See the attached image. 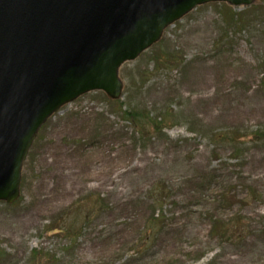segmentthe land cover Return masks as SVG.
Returning a JSON list of instances; mask_svg holds the SVG:
<instances>
[{
  "label": "rangeland",
  "instance_id": "obj_1",
  "mask_svg": "<svg viewBox=\"0 0 264 264\" xmlns=\"http://www.w3.org/2000/svg\"><path fill=\"white\" fill-rule=\"evenodd\" d=\"M120 78L118 102L89 93L41 130L0 264H264V0L198 7ZM130 111L167 128L142 137ZM156 183L173 200L140 256Z\"/></svg>",
  "mask_w": 264,
  "mask_h": 264
},
{
  "label": "water",
  "instance_id": "obj_2",
  "mask_svg": "<svg viewBox=\"0 0 264 264\" xmlns=\"http://www.w3.org/2000/svg\"><path fill=\"white\" fill-rule=\"evenodd\" d=\"M257 0H0V202L21 195L40 130L96 91L123 96L121 67L198 6Z\"/></svg>",
  "mask_w": 264,
  "mask_h": 264
},
{
  "label": "trees",
  "instance_id": "obj_3",
  "mask_svg": "<svg viewBox=\"0 0 264 264\" xmlns=\"http://www.w3.org/2000/svg\"><path fill=\"white\" fill-rule=\"evenodd\" d=\"M233 18L235 17L233 16ZM125 114L128 115V113ZM128 117L130 118V121L134 122L137 125L136 131L139 132L142 137L152 134L149 129H153L154 132H162L163 130H165V128H167V123H168L167 116L166 118L159 120L157 118L153 119L150 116V114H146L144 116L141 115L139 112L130 111V115ZM150 193L155 196L151 200V209L153 212L150 215V217L146 220V226H145L146 229L144 236L145 238H143L142 240V244H145L144 245L145 251L137 252L138 250H136L135 253L136 255H140V256L145 254L144 252H146V250L149 251L150 249H152L154 242L158 237V231L160 232L164 228V225L167 222L166 216L164 214L165 213L164 208L166 204L169 202V200L170 201L173 200V196H171L167 184L156 183L155 186L152 187ZM95 204H96L95 210L101 211L102 203L99 200H97ZM97 206H100L99 210L97 209ZM85 228H86V224H84V226H81V228L77 229L75 232H80ZM214 228L215 230H219L220 233L222 232L224 234L231 231V229L226 226L221 227L220 229L217 224L214 225ZM151 244L152 246L150 247L149 245ZM136 247L139 248L140 246L137 245Z\"/></svg>",
  "mask_w": 264,
  "mask_h": 264
},
{
  "label": "bare ground",
  "instance_id": "obj_4",
  "mask_svg": "<svg viewBox=\"0 0 264 264\" xmlns=\"http://www.w3.org/2000/svg\"><path fill=\"white\" fill-rule=\"evenodd\" d=\"M210 4H212V3H209V5H210ZM213 4H224V3H219V2H218V3H213Z\"/></svg>",
  "mask_w": 264,
  "mask_h": 264
}]
</instances>
